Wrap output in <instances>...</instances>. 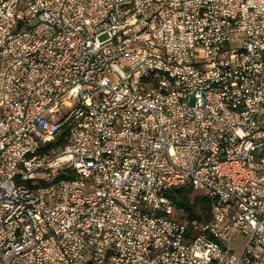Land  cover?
<instances>
[{"label": "built area", "instance_id": "obj_1", "mask_svg": "<svg viewBox=\"0 0 264 264\" xmlns=\"http://www.w3.org/2000/svg\"><path fill=\"white\" fill-rule=\"evenodd\" d=\"M262 97L264 0H0V264H264Z\"/></svg>", "mask_w": 264, "mask_h": 264}, {"label": "bare ground", "instance_id": "obj_2", "mask_svg": "<svg viewBox=\"0 0 264 264\" xmlns=\"http://www.w3.org/2000/svg\"><path fill=\"white\" fill-rule=\"evenodd\" d=\"M199 15L214 16V9H211L209 6H200ZM161 75H169V67H161ZM262 109H264V97H262ZM252 112H260V104H253ZM246 141L259 144L240 146L239 160L250 159V170L255 171L256 175H264V159H262V156L259 159L256 158L257 150L264 146V135L252 136V134H242V137H238V144H246ZM211 178H218V171H211ZM227 190L232 193L249 194L252 191V184L227 181ZM253 194H260V187H253Z\"/></svg>", "mask_w": 264, "mask_h": 264}, {"label": "trees", "instance_id": "obj_3", "mask_svg": "<svg viewBox=\"0 0 264 264\" xmlns=\"http://www.w3.org/2000/svg\"><path fill=\"white\" fill-rule=\"evenodd\" d=\"M65 141H66V130H63L51 144L52 145L61 144L64 143ZM261 156H264V146H262L256 152L257 159H259ZM180 191H182V188L180 189ZM177 197L180 196L177 195ZM195 202L200 203V207L202 209H200L199 212H196L194 210L193 205L188 203V198L186 196H183V198L181 199L180 198L177 199V206L187 212L188 218L196 217L197 219L202 220L203 217L207 216L205 212L208 209V200L204 196L196 195Z\"/></svg>", "mask_w": 264, "mask_h": 264}, {"label": "rangeland", "instance_id": "obj_4", "mask_svg": "<svg viewBox=\"0 0 264 264\" xmlns=\"http://www.w3.org/2000/svg\"><path fill=\"white\" fill-rule=\"evenodd\" d=\"M175 194H176V196L179 195L180 199L183 198V196H186L188 198V203L193 205L194 210L196 212H199L200 209H202L200 207V203L195 202V196L196 195L202 196L199 192L194 191L193 189L188 188V187H183L182 191L176 192ZM180 211L177 210V213L179 215L182 212V211L181 212ZM244 242H245V238L242 237L240 234H238V232H235L233 230L230 231L228 244L230 245V247L233 250L239 252L243 248Z\"/></svg>", "mask_w": 264, "mask_h": 264}, {"label": "water", "instance_id": "obj_5", "mask_svg": "<svg viewBox=\"0 0 264 264\" xmlns=\"http://www.w3.org/2000/svg\"><path fill=\"white\" fill-rule=\"evenodd\" d=\"M175 191H176V192H179V191H180V188H179V187H176V188H175Z\"/></svg>", "mask_w": 264, "mask_h": 264}]
</instances>
